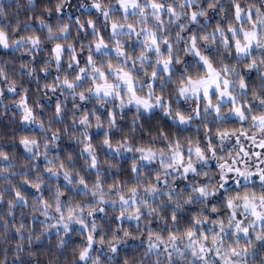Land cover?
<instances>
[{
    "label": "snow or ice",
    "instance_id": "snow-or-ice-1",
    "mask_svg": "<svg viewBox=\"0 0 264 264\" xmlns=\"http://www.w3.org/2000/svg\"><path fill=\"white\" fill-rule=\"evenodd\" d=\"M68 7L72 5L69 4ZM88 7L95 9L97 16L103 17V28L110 31L104 35L97 27V20L93 16L89 15L82 19L83 13L77 15L72 20L77 29V37L81 35V29L93 37L86 49L83 41L76 43L71 39L72 24L57 22L53 28L44 15L34 17L33 23L38 21V28L29 30L25 25L24 30L28 31V35H17L15 39L5 27L0 26V47L14 48L28 44L30 46L28 50L33 53L32 59L39 66L33 69L38 73L36 77L38 80L42 79L39 73L45 76L50 74L49 65L54 63L57 72L53 76V82L45 84L46 94L49 91L56 93L59 89L67 91L74 101L78 99L86 102L95 97L101 104L113 102V106L104 113L95 108L90 110L86 104L74 105L80 109L78 120L83 129L78 137L80 155L87 154L89 167L97 169L95 179L90 181L89 177L73 167L72 153L63 149L59 143L62 140L61 129L48 131L43 119L29 102L31 100L29 89L17 88L16 82L10 80L7 72L0 67V77L9 81L7 89L0 87V96H7L9 92L17 94L18 98L14 103L20 110L19 120L22 122L20 127H33L39 124L40 128L48 133L41 143L36 133L29 131L17 133L13 128L11 137L0 144L2 166L0 175H4L8 180L5 192L14 197L7 199L4 193H0V201L6 203L7 211L13 220L17 203L23 208L31 202L34 219L37 213H40L46 218L45 222L52 221L48 227L58 231L62 229L69 235L74 232L84 235L85 241L78 247L79 259L88 261L91 257L94 264H98L99 257L92 255L97 251L96 245L107 242L110 250L118 253L120 251L118 244L121 240L119 235L113 233L111 239L106 241L103 231L98 230L99 213H104L109 204L112 206L119 204V218L123 219L127 215L139 224L144 206H147L149 213L159 211L158 207H153L140 196V188L143 187L145 192L155 194L160 190L161 181L165 185L169 184L170 169L179 172L188 180L199 173L198 163L203 167L210 153L217 161L215 166L220 170V184L210 191L205 184L193 186L191 191L197 195L195 197L188 195L185 199H181L184 196V189L177 191L170 186L167 199L174 201V207L165 209L164 219L168 224L166 235L160 230L149 228L148 249L163 246L169 264H178L174 260V253L185 264H245L250 248H264V93L253 92V99L257 100V103L238 101L232 91L233 81L230 79L234 71L233 66L230 63L217 66L213 55L201 51L200 41L208 40L209 35L212 41H215L219 33L223 46L229 49L242 65V69L236 75L239 76L241 94L246 95L253 82L252 73L264 70V4L244 5L240 0H232L228 6L229 19L226 25L218 20L211 34H205L199 29L200 17L207 13L202 8L198 11L193 6V0H183L181 5L182 9L190 8V12H178L177 6L167 0H116L115 7L105 5L103 0H92ZM209 7L214 5L210 4ZM64 12L62 2L45 5V14L55 17L57 21L64 18L58 15ZM165 14L169 21L187 16L196 28L188 29L189 35L183 51L196 59L198 70L193 74L186 68L177 86L179 96L195 99L192 114L179 108L173 109V102L170 99L166 100L162 93L156 92L158 83L162 80L161 73L173 75V67L181 60L173 41L161 31L165 28ZM67 15L73 17L71 12ZM179 28L180 31L176 33L177 42L182 39L181 32L184 31L185 25L181 23ZM45 29L48 33L47 39L52 43L47 49L50 58L41 61L37 54L42 51L44 41L41 34ZM59 33H62L63 37ZM133 35L139 41L138 50L120 38ZM109 49L114 51L115 56ZM85 51L86 55L82 56ZM66 56L67 64L64 63ZM97 56L100 58L99 63ZM146 61H153L151 72L145 66ZM65 69H71V74ZM61 71L63 76L60 74ZM140 71L150 79L146 91L145 85L138 83ZM224 104L230 105L228 114L223 112ZM132 105H135L137 111L143 109L151 112L157 107L162 108L167 115L177 121L178 125L190 123L193 114L198 117L202 110L205 113L214 112L220 126L215 124L212 127L206 126L208 135L203 143L200 140L193 143L189 139L185 147L179 136L169 140L166 154L164 148L133 145L127 137L115 139V133L111 128L117 124L118 117L124 109ZM40 107L42 111L45 108L44 105ZM63 110L64 103L56 100L55 113L61 114ZM76 119V115L73 114V121ZM92 128L101 131L95 132L94 137V134L89 132ZM98 137L99 142L109 150L134 151L139 153L141 161L158 160L162 171L157 170L155 176L150 175L145 182L142 172L133 160L132 170L138 173L137 183L120 186L118 182H114L108 184L106 191L105 182L99 175V157L96 152ZM217 140L221 148L225 147V141H231L232 149L226 151L225 155H217L218 150L215 146ZM20 146L24 151L17 154L16 150ZM41 157L43 164L33 162L39 161ZM252 160L255 161L254 164L250 162ZM17 162L23 165L18 174L10 171L16 167ZM16 175L21 178L19 183L15 180ZM61 176L66 182L65 186L57 184L55 192L52 193V178ZM229 182L234 186H230ZM68 185L79 186L85 195L90 193L91 202L78 200L71 194ZM32 190L36 193L34 197ZM209 197H214L215 200H209ZM193 199L197 202L208 200L210 210L193 211L190 207L185 208ZM118 227L122 228L123 225ZM23 228L24 224L19 223L15 230L21 232ZM109 230L111 231L110 226ZM124 235L132 236L133 233L125 229ZM170 248L171 251H168ZM131 252L124 255L127 256Z\"/></svg>",
    "mask_w": 264,
    "mask_h": 264
},
{
    "label": "clouds",
    "instance_id": "clouds-1",
    "mask_svg": "<svg viewBox=\"0 0 264 264\" xmlns=\"http://www.w3.org/2000/svg\"><path fill=\"white\" fill-rule=\"evenodd\" d=\"M57 2H62L65 10L68 9L69 4L72 5V0H41L39 4L37 0H0V26L5 27L13 39H15L17 35H28V31L24 30L25 25L28 26L29 30L39 27V23H33L36 15H44L45 19L52 24L53 28L56 27L57 22L72 24L73 17L67 14L66 16L64 13L58 14L64 17L60 21H57L56 18L53 21L51 16L45 14V5H54ZM167 2L177 6L178 12L191 11L190 8H181L183 0H167ZM240 2L244 5L249 3L264 4V0H240ZM6 3L10 6L9 8L5 7ZM103 3L105 5H111L112 7L116 6V0H103ZM230 3H232V0H193V6L198 11L202 8L207 13V15L200 17L199 29L205 34H211L218 20L224 22L226 25L229 19L228 6ZM77 4L78 7L72 5V7L76 8L77 12L81 10L84 12H91L93 10V8L88 7L92 4V0H77ZM210 4L214 5V7H209ZM97 17H99V15ZM165 22V28L161 29V31L164 35H168L173 41L176 53L181 57V60L173 67V75L170 76L167 73H161L162 80L158 83L156 92L157 94L162 93L166 100L170 99L173 102V109L179 108L186 113L192 114V110L196 103L195 99L179 96L177 86L179 78L185 74L186 68L193 74L198 70L196 59L183 51L185 40L189 35L188 29L193 28V30H196V28H194L187 16H181L179 20L173 21H169L167 18ZM181 23L185 25V29L181 32L182 39L177 42L176 33L180 31L179 25ZM100 26H104V19ZM74 32L77 34V29L76 26L72 24L71 39H74L76 43L83 41L86 49L93 37H89L87 33H84L83 29L80 30V32L83 33V38H81V35L79 37H77L76 34L73 35ZM41 35L44 43L42 45V51L37 55L42 57L43 60L45 58H50V53L47 51L48 47H46V45H50L52 41L47 39L48 33L46 29ZM59 35L63 37L62 33H59ZM120 38L128 45H130L132 41L139 43L134 35L131 37L121 36ZM67 42L68 41H65V43ZM200 46L202 52L213 55L217 62V66H220L222 63H230L233 66L234 71L230 79L233 81L232 91L237 96V100L257 103V100L253 99V92L255 91L258 94L264 93V70L255 73V76H251L253 82L250 84L247 94L242 95L239 87V76L236 75V73L242 69V65L237 62L233 53L223 46L219 38V33H217V39L215 41H212L210 35L208 40H201ZM29 47L30 46L26 43L23 46L14 48L0 47L4 52V55H0V67L7 72L10 80L16 82L17 88L25 87L29 89L31 103L37 114L43 119L44 125L48 128V131L56 128L61 129L62 140L59 143H61L62 146L64 143L68 145V147H63V149H67L72 153V162H74L73 167L80 173L89 177L90 181H94L97 169L89 167L87 154L80 155L78 137L83 129L79 125L78 120L80 109L75 108L74 105L77 103L86 104L90 110L95 108L98 109L99 112L104 113L113 106V102L108 101L106 104H101L95 97L86 102L79 101L78 99L74 101L67 91L59 89L56 93L50 92L51 96L49 92L46 94L47 90L45 89V84L53 82V70L56 74L57 69L54 63L50 64V74L45 76V74L39 73V75L44 78L38 80L36 78L38 73L33 71V69L39 66L32 59L33 53L28 50ZM209 50H211V52ZM109 51L115 56L114 51L111 49H109ZM25 55H27V59L24 58ZM67 60L68 58L66 56L64 61L65 64H67ZM97 62H100L99 56H97ZM189 65H191V67H189ZM145 66L148 68V71L151 72L153 61H146ZM65 70L71 74V69ZM60 74L63 76V71H61ZM138 75L140 77L138 83L144 84V91H146L150 79L143 71H140ZM49 77H51L50 81L48 79ZM8 84L9 81H5L3 77H0V87L7 89ZM29 84H35L36 88L32 89L28 87ZM16 97L17 94L12 92H9L7 96H0V116H4L7 112H11V123L20 125V123H22L19 120L20 110L14 103ZM51 97H55V102L56 100H61L64 103V110L61 114L55 113V103H53ZM41 105L45 106L43 111L41 110ZM201 105L203 108L202 101ZM229 108L230 105L224 104L223 112L228 114ZM117 111H120L118 102ZM14 112L16 115H13ZM73 114L77 117L75 122L73 121ZM213 124L220 126V122L216 120L214 112L205 113L202 110L198 117L193 114L190 123L178 125L177 121H175L172 116L167 115L162 108L157 107L151 112H147L143 109L137 111L135 105H132L124 109L123 113L118 117L117 124L112 126L111 131L115 133L116 140L127 137L133 145H151L156 149L164 148L167 154V144L169 140H174L179 136L185 147L189 139L192 140L193 143L197 140L203 143L208 135L206 126L212 127ZM49 125L51 126L50 128L48 127ZM105 127H107V124ZM33 128L34 130H38L37 135L41 139V143H43L48 133L44 132L39 124H35ZM100 131V129L95 128L89 129L90 133H98ZM4 141L5 137L0 135V144ZM215 146L218 150L217 155H225L226 151L232 149V142L225 141V147L221 148L220 142L217 140ZM58 151L62 150L58 149ZM96 152L99 157V175L105 182L104 187L106 191L108 190V184L114 182H118L120 186L137 183L138 173L132 170L133 160L136 161L145 182H147L150 175L154 177L157 170L162 171L158 160H152L150 162L141 161L139 159V153L134 151L125 150L116 152L115 150H109L99 142V137L96 142ZM193 160L194 162L196 161L195 156ZM33 162L39 163V161L36 160ZM250 162L253 164L255 163L254 160ZM213 163L216 165L217 161L208 153V160L204 166L200 167L199 163L197 165L199 173L188 180H185L179 172L170 169L169 171L171 174L168 176L169 184L165 185L161 181L159 185L160 190L155 194L145 192L143 187H141L140 196L147 200L153 207H158L159 211L149 213L147 206H144L143 216L139 224H137L134 218H130L127 215H125L123 219H120L119 204L116 206L109 204L104 213L98 214L100 217V219L97 220L98 230L103 231L106 241L111 239L113 233L119 235L121 237L120 243L118 244L120 251L118 253H113L107 242L103 245L97 244V251L92 255L99 257L98 264H125V262L126 264H169L167 252L163 246L151 250L148 249L147 231L151 228L153 230H160L166 235L168 224H166L164 219L165 209L174 207V201H169L167 199V192L170 186L177 191L184 189V196H182L181 199H185L188 195L192 197L197 195L191 191L193 186L205 184L210 191L220 184V170L216 166L213 167ZM21 167H23L22 163L17 162L16 167L10 171L18 174ZM0 168H2V166H0ZM20 179L19 175L15 176L17 183L20 182ZM0 181H4V183L0 184V193L9 196L5 192L8 180L4 175H0ZM65 183L62 176L59 178H52L51 192H55L57 184L64 187ZM185 185H187L186 188ZM229 185L234 186L231 182H229ZM67 187L71 188V194L76 196L78 200L91 202V194L85 195L81 192L79 186L68 185ZM217 196H219V192ZM10 199H14V197L11 196ZM209 200L214 201L215 198L209 197ZM17 207H20L18 203L16 205V208ZM189 207L193 211L201 209L210 210L208 200L197 202L193 199L191 204L185 205V208ZM23 209L22 216H31L34 223L20 222L24 224V228L21 232H16L15 230L19 223L16 225L9 223V217L12 218V216L9 215L7 209L5 211H0V264H94L91 257L88 261H81L79 259L78 247L85 241L84 235H81L79 232H74L69 235L62 229L58 231L55 228H50L48 225L51 224L52 221L47 220V222H45L46 218L40 213L43 219H40L38 215H36L34 219L31 202L24 205ZM183 210L184 209H181V211ZM118 225H123V227H118ZM109 226L111 231L109 230ZM125 229L132 232L133 235L125 236ZM257 230H259V226H257ZM77 236L80 237V240L75 242V237ZM181 244H183V242H181ZM128 249H131L132 252L125 256L124 254L128 252ZM168 251H171V248L168 249ZM174 260L177 261L178 264H185L175 253ZM245 264H264V248H250L245 259Z\"/></svg>",
    "mask_w": 264,
    "mask_h": 264
},
{
    "label": "trees",
    "instance_id": "trees-1",
    "mask_svg": "<svg viewBox=\"0 0 264 264\" xmlns=\"http://www.w3.org/2000/svg\"><path fill=\"white\" fill-rule=\"evenodd\" d=\"M41 2V0H37V3L39 4ZM5 7L6 8H9L10 6L6 3L5 4ZM13 10H14V7H13ZM67 12H71L73 14V20L75 19V17L77 15H81V13H83L82 15V19H85L87 18L89 15L93 16L94 19L97 20V27L101 30V33L104 34V35H107V32L110 31V29H104L103 27L100 26L101 22L103 21V17L102 16H99L97 17L96 15V11L93 9L91 12H84L83 10H81L80 12H77L76 10H72L71 7H68V9L65 10L64 14L66 16ZM167 17V14H165V19ZM11 18V17H10ZM52 20L54 21L55 20V17H52ZM14 22V21H13ZM35 23H38V21H36ZM76 33L74 32L73 35H75ZM89 37H91V35L89 34ZM81 38H83V33L81 32ZM130 46L132 47H136L137 49L139 48V43H136V41H132L130 42ZM46 47H50V45H46ZM0 55H4V52L2 50V48H0ZM82 56L83 55H86L85 54H81ZM25 59H27V55H25L24 57ZM41 58V61H42V57ZM55 75V72L53 70V76ZM252 76H255V73L253 72L252 73ZM42 79H43V76H42ZM49 81L51 80V77L48 78ZM28 87L32 88V89H35L36 88V85L35 84H29ZM50 93V91H49ZM50 96H51V93H50ZM18 97H16L17 99ZM52 100H53V103H55V97H51ZM31 103V100L29 101ZM10 117H11V112H7L4 116H0V135H3L5 137V139H8L11 137L12 135V129L15 128L17 130V133L19 132H23V131H29V132H34L37 134V131L38 130H34L33 127L29 126V127H26V128H21L20 125H14L11 123L10 121ZM94 134V137H95V132H93ZM63 147H68V145L66 143L63 144ZM24 150L22 148V146H20L16 152L17 154H20L22 153ZM39 163L40 164H43V158H40L39 160ZM213 167H215V163H213ZM4 183V181H0V184ZM19 186V185H18ZM29 186H25V188H28ZM36 195L35 193V190H32V196L34 197ZM11 196H7V199H10ZM7 209V206H6V203L5 202H0V211H5ZM24 209L21 208V207H17L16 209H14V214H15V219L13 220L11 217H9V223L10 224H13V225H16L20 222H26V223H34V221L32 220L31 216H27V215H23L22 216V213H23ZM38 216H40V219H43L42 215H40L39 213H37ZM80 240V237H75V242H78ZM128 252H131V249H128L127 250Z\"/></svg>",
    "mask_w": 264,
    "mask_h": 264
},
{
    "label": "rangeland",
    "instance_id": "rangeland-1",
    "mask_svg": "<svg viewBox=\"0 0 264 264\" xmlns=\"http://www.w3.org/2000/svg\"><path fill=\"white\" fill-rule=\"evenodd\" d=\"M72 5H76L78 7L77 0H72ZM71 9L76 10V8H74V7H71ZM166 18H168V16ZM136 43H138V42H136Z\"/></svg>",
    "mask_w": 264,
    "mask_h": 264
}]
</instances>
